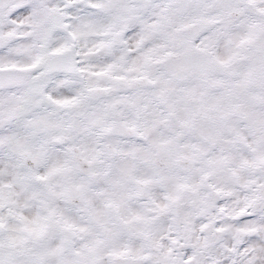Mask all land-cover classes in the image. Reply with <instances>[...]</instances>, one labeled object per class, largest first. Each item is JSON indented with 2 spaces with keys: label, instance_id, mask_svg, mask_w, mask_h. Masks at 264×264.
I'll return each mask as SVG.
<instances>
[{
  "label": "snow or ice",
  "instance_id": "obj_1",
  "mask_svg": "<svg viewBox=\"0 0 264 264\" xmlns=\"http://www.w3.org/2000/svg\"><path fill=\"white\" fill-rule=\"evenodd\" d=\"M0 264H264V0H0Z\"/></svg>",
  "mask_w": 264,
  "mask_h": 264
}]
</instances>
